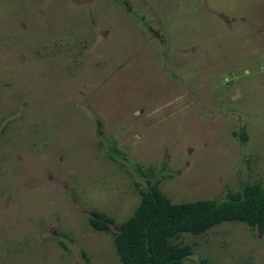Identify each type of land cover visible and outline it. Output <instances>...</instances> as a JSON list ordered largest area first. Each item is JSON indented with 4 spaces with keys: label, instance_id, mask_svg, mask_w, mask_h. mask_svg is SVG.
<instances>
[{
    "label": "rangeland",
    "instance_id": "1",
    "mask_svg": "<svg viewBox=\"0 0 264 264\" xmlns=\"http://www.w3.org/2000/svg\"><path fill=\"white\" fill-rule=\"evenodd\" d=\"M153 183L172 204L264 185V0H0V264H122ZM170 242L264 264L244 223Z\"/></svg>",
    "mask_w": 264,
    "mask_h": 264
},
{
    "label": "trees",
    "instance_id": "2",
    "mask_svg": "<svg viewBox=\"0 0 264 264\" xmlns=\"http://www.w3.org/2000/svg\"><path fill=\"white\" fill-rule=\"evenodd\" d=\"M246 139L245 133L242 135ZM113 153H118L110 148ZM113 159V157H110ZM133 214L113 233L116 253L122 264H185L191 249L170 242L184 233L194 236L223 223H244L264 234V185L246 184L226 200H199L172 204L153 183L139 190ZM96 232L111 233L113 219L98 212L88 220ZM191 264H212L201 259Z\"/></svg>",
    "mask_w": 264,
    "mask_h": 264
}]
</instances>
